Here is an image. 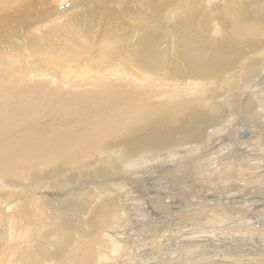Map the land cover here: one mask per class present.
Masks as SVG:
<instances>
[{"label":"bare ground","instance_id":"bare-ground-1","mask_svg":"<svg viewBox=\"0 0 264 264\" xmlns=\"http://www.w3.org/2000/svg\"><path fill=\"white\" fill-rule=\"evenodd\" d=\"M262 133L264 0H0V264H264L256 201L180 190L256 179L223 144Z\"/></svg>","mask_w":264,"mask_h":264},{"label":"rangeland","instance_id":"rangeland-1","mask_svg":"<svg viewBox=\"0 0 264 264\" xmlns=\"http://www.w3.org/2000/svg\"><path fill=\"white\" fill-rule=\"evenodd\" d=\"M63 4V5H62ZM68 3H64V2H62V3H58L57 5H58V8L61 10V11H63V9L66 7V5H67ZM171 6V5H170ZM170 6H168V7H166V10H168L169 8H170ZM64 7V8H63ZM171 10V9H170ZM171 12V11H170ZM171 19V17L170 18H167V14H164V18H163V22H164V24H167L168 23V21ZM241 128H243V129H246V128H249V126H248V124L247 123H245V122H242V123H240V125H239ZM243 129H241V130H243ZM240 136H238L237 137V139L236 140H234V141H225L224 142V144H223V149L224 150H227V149H235V148H238L239 150H244L245 151V153H247L248 155H249V157L251 158L250 159V163H252L253 165H257V166H261L262 165V167L261 168H263V165H264V150H262L263 149V147H260L258 144V146H259V151L258 150H256L257 148H258V146L256 147V144L255 143H245L243 140H238V138H239ZM247 137H251L249 134H245V136H242L241 138H247ZM260 137H261V139H262V141L263 142H261V144L260 145H262V144H264V133H262L261 135H260ZM239 143V144H238ZM226 144V145H225ZM242 144V145H241ZM235 147H234V146ZM253 145V146H252ZM225 146H227L226 148H225ZM229 146V147H228ZM255 146V147H254ZM263 146V145H262ZM234 147V148H233ZM255 149H254V148ZM223 150V151H224ZM252 154V155H251ZM257 163V164H256ZM259 164V165H258ZM260 168V169H261ZM259 168L258 169H255L254 170V172L255 173H257L259 176L256 178V179H250V181H248V182H246V183H244L243 182V180H242V178L241 177H239V178H241V179H235V182H236V184H238L239 186H240V188H237V189H234V191H231V192H228L227 191V189H223V188H221L220 186H219V183H221V181H218V180H215V183L213 182L214 180H212V182H211V179L209 178V181H205V180H196V181H192V179L190 178H187V182H186V185L184 184V185H180V184H178L179 186H181L180 187V190H187L186 192H185V198H186V205H187V203H188V200L189 199H193L194 197H193V195L192 194H197L198 196H201V197H203L202 196V194H201V191H206L207 193H208V195H209V199H211V200H214V201H216V200H219L220 198H223V197H225L226 195H228V193L229 194H236L237 193V191H240V193L239 194H241V196H233L234 197V199L237 201L236 202V204L237 205H242V206H244V207H246V205L247 204H249L250 202H253V201H256V203H255V208L256 209H260V217L261 218H263L264 217V198H262V197H264V180H263V176H264V174L262 173V171L260 170ZM245 177H247V175H245ZM213 179V178H212ZM191 180V181H190ZM200 181V182H199ZM190 182H192V183H194L193 184V186H192V183H190ZM202 182H203V185H202ZM212 183L213 185H210V184H207V183ZM229 182V184H231L230 183V181H228ZM240 182H242V183H240ZM199 183H201V185L202 186H200V184ZM249 183V184H248ZM188 184H190V185H188ZM205 184H206V186H205ZM248 185V186H247ZM191 186V187H190ZM207 186L210 188L211 187V190L209 189V188H207ZM186 187V188H185ZM187 187H190V189L188 190V188ZM193 187V188H192ZM195 187V188H194ZM219 187V188H218ZM181 188H183V189H181ZM204 188H206V189H204ZM195 191H194V190ZM246 191H248V192H246ZM210 191V192H209ZM217 191V192H216ZM219 191H221L220 193H219ZM184 192V191H183ZM189 192V193H188ZM191 193V194H190ZM215 193V194H214ZM214 194V195H213ZM221 194V195H220ZM249 195V197H248V195ZM254 194H255V196H254ZM257 195V196H256ZM191 196V197H190ZM218 196H219V198H218ZM258 198V199H257ZM257 199V200H256ZM260 199V200H259ZM240 202H242V203H240ZM257 202H259V203H257ZM262 206V207H261ZM261 207V208H260ZM187 208V207H186ZM262 210H263V212H262ZM187 211H188V208H187ZM187 211H186V213H187ZM176 212V213H175ZM183 212L182 211H180L178 208H175V209H170L169 210V212L168 213H158V214H156V216L158 217H156L155 216V222H156V224L158 225H160V227L161 226H164V224L165 223H174V224H176V223H178L177 222V220L179 221V222H182V220L181 219H179V215H183L182 214ZM168 214L171 216V215H173L172 217L173 218H177V220H175L176 221V223H175V221H174V219L172 218V217H170V216H168ZM175 216V217H174ZM163 217V218H162ZM170 217V218H169ZM162 219H164V220H162ZM173 219V220H172ZM251 219V218H250ZM264 219V218H263ZM166 220V221H165ZM181 220V221H180ZM230 220V219H229ZM241 220V219H240ZM252 220H254V218H252ZM169 221V222H168ZM170 221H172V222H170ZM195 223L193 224V222H190V221H186V240H188V238H190V237H192L193 235H195V236H193V237H197V235H200L202 232L201 231H204L203 233V235H206L208 232L207 231H210L211 230V232L212 233H208L207 235H206V237H203L205 240H203V242H207L208 243V239L210 238V236H211V239H210V244L211 243H216V244H220V245H227V246H235L236 248H237V246L240 244L241 245V242H243V241H245V242H247V241H249V240H251L250 239V237L252 238L253 237V241H256V243H253L252 245L251 244H248L247 246H250V247H253L254 248V246H257V242L259 241L258 239H263L264 240V237L263 238H261L262 236V229L259 227V228H256V231L254 232L253 230H252V235L249 237V236H246V235H241V234H238V233H240V232H238V231H236V230H234V229H232L231 228V232H230V227H226V228H224L223 226H221L222 225V222H220V223H212V224H209V223H207L206 221H194ZM161 223H163V225L161 224ZM197 223V224H196ZM207 225H206V224ZM192 224V225H191ZM202 224H204V226H202ZM190 225H191V228H190ZM199 225V226H198ZM210 225V226H209ZM220 225V226H219ZM193 226V227H192ZM200 226H201V228H200ZM208 226V227H207ZM173 228V226H170V228ZM194 227H196V228H194ZM208 229V228H211V229H208V230H205V229ZM229 229V230H228ZM259 229H261L260 230V232H257ZM188 230H189V232H188ZM190 230H192V231H190ZM194 230H196V231H198V233L197 232H195ZM226 230V231H225ZM130 231V232H129ZM221 231V232H220ZM225 231V232H224ZM127 232H129L128 234H130V235H132V236H134L135 235V232L134 231H132V230H127ZM197 233V235L195 234V233ZM215 232H220V233H216L215 234ZM229 232H230V234H229ZM134 233V234H133ZM138 233L139 234H143V231H138ZM189 233V234H188ZM206 233V234H205ZM234 233H237V234H234ZM264 234V233H263ZM192 235V236H191ZM224 235V236H223ZM237 235V237H235ZM239 235H241V236H239ZM257 237H256V236ZM221 236V237H220ZM259 236H261L260 238H259ZM264 236V235H263ZM213 237V238H212ZM239 237H241V239L239 238ZM234 238V239H233ZM240 239V240H237V239ZM258 238V239H257ZM231 241H230V240ZM236 239V240H235ZM228 241V243H227V241ZM236 242H235V241ZM239 243V244H238ZM164 256V255H163ZM167 255L166 256H164L163 257V260L162 261H165L167 258ZM154 258V259H153ZM152 259L153 260H155V256L153 257ZM162 259V258H161ZM153 260H151V261H153Z\"/></svg>","mask_w":264,"mask_h":264}]
</instances>
